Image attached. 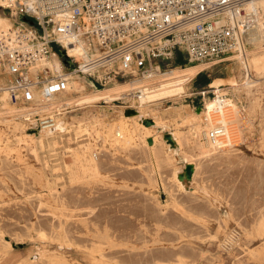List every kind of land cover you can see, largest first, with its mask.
Wrapping results in <instances>:
<instances>
[{
    "label": "rangeland",
    "instance_id": "rangeland-1",
    "mask_svg": "<svg viewBox=\"0 0 264 264\" xmlns=\"http://www.w3.org/2000/svg\"><path fill=\"white\" fill-rule=\"evenodd\" d=\"M250 47L247 43L246 50ZM233 56L191 63L183 50L175 51L171 69L201 63L208 68L180 92L143 107L144 119L159 123L158 135L173 129L169 122L176 107L192 114L216 98V89L245 109L249 123H241L239 143L209 158L195 157L192 180L183 173L182 154L172 155L178 151L173 142L166 149L160 139L154 151L141 131L123 130L115 138L120 119L133 123L117 100L59 112L57 123L66 119L69 130L44 147L20 140L25 127H37L17 117L0 119V255L6 239L14 244L13 258L0 264L17 259L25 264H264V53L251 65L252 78L259 80L251 87L241 84L246 71ZM64 65L68 73L72 67ZM78 75L85 87L76 84L58 96L62 102L130 81L118 78L104 86ZM233 78L239 86H231ZM17 109L10 104L7 119ZM78 124L87 130L81 132ZM80 145L91 146L81 154L85 163L94 157L98 172L73 162ZM192 151L185 148L189 155ZM177 174L187 185H180Z\"/></svg>",
    "mask_w": 264,
    "mask_h": 264
},
{
    "label": "built area",
    "instance_id": "built-area-1",
    "mask_svg": "<svg viewBox=\"0 0 264 264\" xmlns=\"http://www.w3.org/2000/svg\"><path fill=\"white\" fill-rule=\"evenodd\" d=\"M256 1L2 0L0 14L22 21L13 19L8 33L0 35V94L7 91L29 127L51 128L59 112L51 109L52 99L75 88L69 73L104 86L130 78L152 87L171 70L175 51L183 50L191 63L244 52L251 34L264 36V9ZM69 38L86 56V70L68 54ZM53 55L63 66V58L69 60L68 73L41 64ZM142 89L127 91L117 102L133 109ZM224 132L225 126L217 125L205 138L215 142Z\"/></svg>",
    "mask_w": 264,
    "mask_h": 264
},
{
    "label": "bare ground",
    "instance_id": "bare-ground-1",
    "mask_svg": "<svg viewBox=\"0 0 264 264\" xmlns=\"http://www.w3.org/2000/svg\"><path fill=\"white\" fill-rule=\"evenodd\" d=\"M0 3H2V0H0ZM255 4H257L258 6H260L264 9V0H257L255 2ZM12 25H13L12 17L0 14V35L2 33L3 34L8 33V31L12 27ZM71 42H72V39H70V38L66 41V47L68 48V54L70 56H76L79 60L78 61L79 66H80L79 68L86 70L87 69L85 67V65L87 63L86 56H82L83 52H82L81 48L72 47L70 45ZM249 43L252 46V47H250L251 50L249 49V51L245 50L244 52L243 51L242 52L241 51L235 52L234 56H233V60L236 61L238 63V65H240L246 71V77L241 84L244 86H247V87H251L254 83H256V81H259L258 78H252V76H251V65H252L253 61L257 58L258 53H261V54H262V52L264 53V36H262L259 33H253V34H251V36L249 38ZM260 56H262V55H260ZM259 61H261V60H259ZM41 64L50 67L54 72H63L64 71V66H63L62 62L60 61V59L58 58L57 55H53L50 58L43 59ZM207 68H208L207 64L201 63V64L193 65L192 67H184V68L178 67L176 69H171L170 71H168L164 74H161L159 76V78L155 81V85L152 87H150V86L147 87V85H149V84H145L142 81H139V82L128 81L126 83H117L110 88L101 89L98 92L93 90L90 93H87V94H84V95H81L78 97H74V96L69 97L68 99L64 100L63 102L60 99H58V96H57V98L52 99L50 106H51V109H53V110L55 109V111H59V112L67 109L68 107H70L72 105H80V104L85 105L82 107L84 109V107L86 108V107L97 106L96 104L100 101H103L105 103H111L114 100L118 101V100H120L126 96L127 91L142 87L143 88L142 90L144 91V93H143V95L140 96L139 99H137L136 101L133 102L134 111H132L131 113H127L126 110L124 111V117L128 118L130 120H133V123L128 124L127 121L120 119L118 121L119 125H116V126L114 125V129H115V127H117L116 128L117 130H115V133H114L115 138H117V140L120 139V137L122 136L123 130H126L127 132H130V133H135L137 131H139V132L141 131L140 134H141L142 138H144L147 141L150 148L154 149V151L157 149L156 145L160 141V139L162 140L161 143H163V145H164L163 147H165V148L171 142H173L174 147L178 148L177 149L178 151H176V152L171 151V153L173 156L176 154L180 155V153L182 154L181 156L185 160V165L182 166L183 167V173H185L186 180H192L193 177L195 176L196 170H197V162H196L195 157L209 158V157H212L216 154H219L221 152L229 150V149L233 148L237 143H239V141L242 138L241 123H244V124L249 123V121H247V112L245 111V109L239 107L240 105H238L237 101L234 98L226 97V94L221 92L224 89H216L215 90V93L217 94L216 98L213 99L212 101L205 102V104L202 108L193 110L192 114H189L187 109H185L183 106L176 107V109L172 113V115H174V116L176 114V118L173 119L171 122H169L170 126L173 127V129L170 130V133L168 135H166V133L158 135V133L154 132V130L156 128L158 130H160L158 127L159 123L157 124V121L156 122L152 121L151 124L146 123L148 119H144L145 118L144 113L146 110L143 107L145 106V104H150L151 102H154V101L159 100L161 98L171 96L174 93L180 92L182 89H184L188 86L189 82L192 80V78L199 71H203ZM258 68H260V67H258ZM262 72H263V70H262ZM69 74L72 75L74 78H76V81H73L74 80L73 77L71 80V82L74 85L77 84V86H80L82 88L85 87V83L83 81L79 80L80 75H78L77 73H74V72L69 73ZM231 86L232 87L239 86L238 80L233 78ZM202 93H206V92H202ZM63 94H65V93H63ZM61 95L62 94H60L59 96H61ZM36 96H37V98H39V94H37ZM239 96H241V95H239ZM8 101H9V99H8L7 91H2V93L0 94V119H4L6 121H13L16 119V117L22 119L21 116L19 115V109H17V114L16 113L11 114V115H9L10 119L9 118L7 119V117H8L7 113H9V112L8 111L6 112L5 110L7 108H9L10 104H12V103H9L10 101L9 102ZM62 106H63V108H61ZM148 106H150V105H148ZM14 107H16V106H14ZM59 112L57 114H55V124L53 127L42 129L41 131H32L30 128L25 127V129L22 130L23 135H21L22 138H20V140H23L26 143L28 141L31 142L30 146H33V144H35V143H39L40 147H44L46 144H50L51 142L54 141V138L57 137V133L61 134L62 132H67L69 130V125L67 124L66 119L61 118V120L59 121V124L57 123V115L60 114ZM78 121H80V120H78ZM96 121H98V123L103 122L102 119H97ZM104 121H105V119H104ZM14 124H15V121H14ZM57 124H58V126L55 129H53ZM85 125L84 124L79 125L81 132L83 130L84 131L87 130ZM217 125L225 126L224 135L220 136L215 142H210L205 138V135L208 132V130L214 128ZM16 126H19V125H16ZM140 127H141V129H140ZM50 129H53V130H50ZM100 134H101V132H100ZM138 135L139 134H137V136ZM137 136H135V137H137ZM132 139H134V138H132ZM170 140H172V141H170ZM120 142H121V140H120ZM187 146L192 148L193 155H189V154L185 153V148ZM89 147H91V146L90 145L78 146L76 148L77 152L76 151L73 152V155H74L73 162L75 164L81 165V167H83L82 170L84 169V171L92 170L94 172H98V167L94 163V157L92 155H90V157L86 159L87 160L86 163L83 161V155L81 153H84V151L86 149H88ZM154 154H156V152H154ZM188 166H191L192 170H193V175L191 178H189L187 176V173H186V169ZM177 168L179 169V167H177ZM72 176H73V178L76 177L75 174H73ZM176 178L180 182V185L182 187H184V185L186 183L183 181V179H181V176H179V174H177ZM226 239L228 240L229 238H226ZM224 241H226V240H224ZM13 249H14V244L12 243L11 239H8V240L6 239V245L1 251L0 262L5 260L7 257L13 258L12 257V255H13L12 250ZM27 261H28V259H27ZM25 262L26 261H24V260L17 259L16 261L14 260L13 263L6 262L5 264H25Z\"/></svg>",
    "mask_w": 264,
    "mask_h": 264
},
{
    "label": "water",
    "instance_id": "water-1",
    "mask_svg": "<svg viewBox=\"0 0 264 264\" xmlns=\"http://www.w3.org/2000/svg\"><path fill=\"white\" fill-rule=\"evenodd\" d=\"M62 56L65 57V54L62 53ZM64 62L66 63V65L70 66V62L68 59H64ZM132 111H134V109H127L126 112L127 113H131ZM148 124H151L152 123V120H147ZM32 131H38L37 129H32ZM186 173H187V176L189 178L192 177V174H193V170H192V167L191 166H188L187 169H186Z\"/></svg>",
    "mask_w": 264,
    "mask_h": 264
},
{
    "label": "crops",
    "instance_id": "crops-1",
    "mask_svg": "<svg viewBox=\"0 0 264 264\" xmlns=\"http://www.w3.org/2000/svg\"><path fill=\"white\" fill-rule=\"evenodd\" d=\"M199 72H201V71H199ZM199 72H198V73H199ZM198 73H197V74H198ZM197 74H196V75H197ZM196 75H195V76H196ZM195 76H194V77H195Z\"/></svg>",
    "mask_w": 264,
    "mask_h": 264
}]
</instances>
